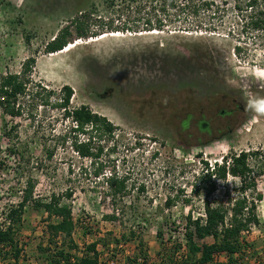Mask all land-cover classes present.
<instances>
[{
    "label": "rangeland",
    "instance_id": "1",
    "mask_svg": "<svg viewBox=\"0 0 264 264\" xmlns=\"http://www.w3.org/2000/svg\"><path fill=\"white\" fill-rule=\"evenodd\" d=\"M140 1L0 0V74L19 71L33 56V80L71 86V106L87 105L117 127L98 158H81L58 136L69 123L57 108L6 116L19 140L2 138L9 156L0 167V222L20 195L14 184L30 176L36 198L55 192L71 205L76 253L96 240L100 264H126L142 238L144 264H178L186 250L183 217L189 209L203 215L205 188L195 181L204 161L252 151L255 187L247 192L257 199L259 225L245 234L243 263L264 264V25H257L264 0H193L164 11L150 0L141 18L129 17ZM81 29L87 37L78 36ZM62 35L74 46L48 52L46 43ZM11 143L21 147L20 159L7 150ZM109 171L127 183L115 200L107 195ZM217 184L214 196L236 195L239 179L227 175ZM166 197L174 201L169 208ZM45 221L43 208L27 206L15 235L21 264H45ZM123 233L131 239L122 241ZM0 264L12 260L0 257ZM210 264H226L225 255Z\"/></svg>",
    "mask_w": 264,
    "mask_h": 264
},
{
    "label": "trees",
    "instance_id": "2",
    "mask_svg": "<svg viewBox=\"0 0 264 264\" xmlns=\"http://www.w3.org/2000/svg\"><path fill=\"white\" fill-rule=\"evenodd\" d=\"M136 0H130L131 2ZM150 0H141L132 4L134 10L129 17L136 18L146 8ZM193 0H157L162 10L175 8L176 6L188 5ZM257 0H250L252 6ZM142 17V16H141ZM140 17V18H141ZM134 19H132L133 21ZM128 22V21H127ZM149 19H145L146 26H151ZM258 27L262 28L264 19H259ZM160 26V25H159ZM129 28V27H127ZM149 29H153L149 27ZM78 36L87 37V31L82 30ZM70 39L62 35L46 43L48 52H55L62 49ZM35 64V57H27L19 71L5 72L0 74V167H4L9 155H2V138L9 141L19 140L18 130L15 125H8L5 117H20L24 113L31 114L33 109L40 106H53L59 110L63 120L69 124L66 129L58 134L62 141L69 140L71 149L81 158H98L104 149V143L113 136L116 125L105 115L91 110L87 105L71 106L70 99L73 90L69 85H62L60 88H53L44 85L41 81H35L31 77L32 68ZM224 112V111H223ZM186 126V121L184 122ZM204 129L206 123L200 124ZM10 154L20 159L18 154L23 155L21 147L11 143ZM50 155V154H49ZM256 155L254 152L241 150L236 154L223 156L221 163L216 161L209 165L204 161L201 172L195 181L196 188H205L202 202L203 215L195 216L191 209L183 217V236L186 250L179 256L178 264H210L216 256L223 253L226 257V264H247L243 263L244 255L249 248L245 238L252 226L259 225V217L256 211L257 199L253 198L247 190L254 189L255 180L251 176L253 172L249 165V157ZM23 158V157H22ZM25 163V160H22ZM100 173V169L95 171ZM227 175L239 179L236 195L227 193L226 196H214L218 188L217 180L226 179ZM107 195L115 200L117 196L122 197L127 189L124 176L116 175L109 171L106 174ZM16 182L12 193L20 192L15 203L11 204L4 213L3 221L0 222V257L12 260V264H21V248L15 237L21 226L23 214L29 204L35 209L43 208L46 213L45 233L48 236V247L44 249L45 264H100V254L94 240L84 243L81 254L76 253L78 244L74 239L76 222L73 216L71 205L64 202L60 193H51L42 201L36 198L34 190L36 179L28 176L20 186ZM213 195V196H212ZM212 196V197H211ZM71 197L68 191L65 198ZM183 204H189L190 198L184 197ZM164 204L167 208L174 204L170 197H166ZM105 218L113 220L114 214L106 215ZM161 237V233H157ZM122 241L128 240L123 233ZM211 238L210 242L206 240ZM138 252L126 257V264H144L147 260V253L144 249L143 239L137 240ZM53 246V247H51Z\"/></svg>",
    "mask_w": 264,
    "mask_h": 264
},
{
    "label": "bare ground",
    "instance_id": "3",
    "mask_svg": "<svg viewBox=\"0 0 264 264\" xmlns=\"http://www.w3.org/2000/svg\"><path fill=\"white\" fill-rule=\"evenodd\" d=\"M72 46H74V43H68L65 45L64 49L59 50L60 52H64L66 50H69Z\"/></svg>",
    "mask_w": 264,
    "mask_h": 264
},
{
    "label": "flooded vegetation",
    "instance_id": "4",
    "mask_svg": "<svg viewBox=\"0 0 264 264\" xmlns=\"http://www.w3.org/2000/svg\"><path fill=\"white\" fill-rule=\"evenodd\" d=\"M228 126L230 127V125H228ZM203 130H208V127L205 126ZM209 131H210V130H209ZM209 131H208V132H209Z\"/></svg>",
    "mask_w": 264,
    "mask_h": 264
},
{
    "label": "clouds",
    "instance_id": "5",
    "mask_svg": "<svg viewBox=\"0 0 264 264\" xmlns=\"http://www.w3.org/2000/svg\"><path fill=\"white\" fill-rule=\"evenodd\" d=\"M65 47V46H64ZM64 47H63V49H64ZM258 111H260L261 113H264V111H261V108L260 109H258Z\"/></svg>",
    "mask_w": 264,
    "mask_h": 264
},
{
    "label": "snow or ice",
    "instance_id": "6",
    "mask_svg": "<svg viewBox=\"0 0 264 264\" xmlns=\"http://www.w3.org/2000/svg\"><path fill=\"white\" fill-rule=\"evenodd\" d=\"M261 111H264V105L261 106Z\"/></svg>",
    "mask_w": 264,
    "mask_h": 264
},
{
    "label": "built area",
    "instance_id": "7",
    "mask_svg": "<svg viewBox=\"0 0 264 264\" xmlns=\"http://www.w3.org/2000/svg\"><path fill=\"white\" fill-rule=\"evenodd\" d=\"M114 263V261L113 260H111V264H113Z\"/></svg>",
    "mask_w": 264,
    "mask_h": 264
}]
</instances>
